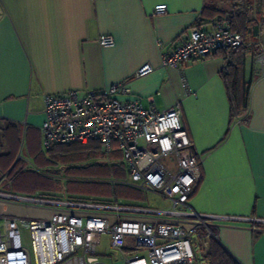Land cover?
<instances>
[{"label":"crops","instance_id":"0c3cea01","mask_svg":"<svg viewBox=\"0 0 264 264\" xmlns=\"http://www.w3.org/2000/svg\"><path fill=\"white\" fill-rule=\"evenodd\" d=\"M158 4L165 13H153ZM238 9L234 0H0V155L17 151L26 170L39 162L47 94L125 82L144 108L178 103L192 150L203 156L190 206L232 218L211 220L219 244L239 264H264V221H256L264 220V71L244 56L248 109L230 124L222 52L161 66V53L190 26L210 29ZM101 35L114 45L101 47ZM145 63L153 70L135 77ZM22 207L0 200V223Z\"/></svg>","mask_w":264,"mask_h":264},{"label":"built area","instance_id":"2783aa9c","mask_svg":"<svg viewBox=\"0 0 264 264\" xmlns=\"http://www.w3.org/2000/svg\"><path fill=\"white\" fill-rule=\"evenodd\" d=\"M166 9L165 4H158L153 13L163 14ZM98 43L113 46L114 39L101 35ZM250 45L225 17L214 20L210 29L190 26L185 38L161 53V66L179 68L220 51L224 56L222 72H226L231 53ZM259 46L263 53L257 61L264 65V36ZM152 70L145 63L134 76ZM43 114V150L95 141L108 156L120 153L128 185L160 196L168 206L20 195L3 190L8 181L4 177L0 179V200L52 213L48 218L1 217L0 264H110L98 253L104 234L108 235L110 254L123 264H200L201 245L209 237L217 239L211 220L232 218L196 212L190 206L203 156L192 150L178 103L160 111L144 108L131 97L125 82H115L81 94L76 90L47 94L43 96ZM22 225L29 230V247L22 244Z\"/></svg>","mask_w":264,"mask_h":264},{"label":"rangeland","instance_id":"374dc122","mask_svg":"<svg viewBox=\"0 0 264 264\" xmlns=\"http://www.w3.org/2000/svg\"><path fill=\"white\" fill-rule=\"evenodd\" d=\"M237 2V0H234ZM249 7V29L246 34V40L251 42L252 50L250 52L251 61L264 71V65L257 61V58L263 53L259 46L261 36H264V0H242ZM115 147V146H114ZM39 162L33 160L29 169L34 170L38 181L28 185L29 189L13 190L20 195H32L47 197L57 200H83V201H110L124 204H137L141 206H152L166 208L167 203L154 193L133 188L128 185L129 178L123 171L121 157L118 152L107 155L100 152L93 157L74 158L63 156H51L47 151H40ZM99 162H101L99 164ZM101 166H103L101 168ZM100 168V169H97ZM115 182L116 185L113 183ZM122 188H129L126 192H131L132 196L123 195ZM11 191V185H8ZM20 217L27 218H48L51 211L40 210L38 208H26L22 204ZM22 244L30 246L29 230L25 226H20ZM101 245L98 253L109 261L110 264H122V261L112 256L107 246L108 235H102ZM202 246V245H201ZM204 247V244H203ZM201 248V247H200ZM199 251L202 256L207 251ZM200 264H202L198 256Z\"/></svg>","mask_w":264,"mask_h":264},{"label":"trees","instance_id":"16d2710c","mask_svg":"<svg viewBox=\"0 0 264 264\" xmlns=\"http://www.w3.org/2000/svg\"><path fill=\"white\" fill-rule=\"evenodd\" d=\"M236 5L239 7L237 11L236 19L232 16L229 17L232 28L239 31L246 38V34L249 29V7L237 0ZM252 47L240 48L230 55V63L227 65V71L222 72V77L225 81L228 89L229 100V122L240 118L246 113L248 109V88L249 84L243 80V58L245 55H250ZM101 146L99 143L92 141L86 144L72 143L68 145H58L49 150L47 153L51 156H63L84 158L93 157L101 152ZM17 151H10L5 155H0V176L6 178L8 182L3 183V187L8 189V185H11V190H24L29 189L28 185H32L38 181L37 175L34 170H26L20 159L16 158ZM40 157V154L38 155ZM37 156V157H38ZM101 162H99L100 164ZM103 166H101L102 168ZM100 169V168H97ZM114 185L115 182L113 183ZM132 187V186H131ZM123 195L132 196L129 188H121ZM204 247H207V251L200 256L202 264H239L222 246L219 244L216 238L209 237L203 243ZM203 245L201 251L205 250Z\"/></svg>","mask_w":264,"mask_h":264}]
</instances>
